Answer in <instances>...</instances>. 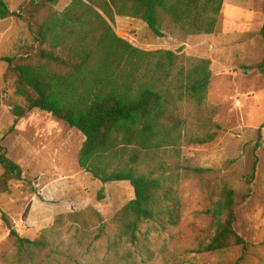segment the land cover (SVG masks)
<instances>
[{"label": "rangeland", "instance_id": "374dc122", "mask_svg": "<svg viewBox=\"0 0 264 264\" xmlns=\"http://www.w3.org/2000/svg\"><path fill=\"white\" fill-rule=\"evenodd\" d=\"M3 1L17 12L25 0ZM70 1L57 0L53 8L61 13ZM263 23L264 0H224L217 29L228 45L224 54L211 50L206 37H185L162 13L160 37L146 27L121 21L112 25L119 38L142 51L211 62L203 105H181V146L156 160L178 176V223L162 228L144 222L134 244L112 243V218L133 199L132 188L127 182L103 185L75 165L73 150L65 145L69 141L74 147L81 134L47 113L33 110L12 128L10 110L22 101L14 94V76L0 62V146L22 171V179L9 182L8 192L0 194V210L17 234L35 240L45 233L76 255L78 264H235L238 250L222 256L200 251L212 236L207 211L227 185L236 202L234 229L250 245L242 264H264V128L255 148L264 123V73L257 69L263 58L258 34ZM31 44L25 23L14 16L0 20V59ZM210 136L205 144H192ZM255 160V178L248 184ZM0 264H16L15 240L1 219Z\"/></svg>", "mask_w": 264, "mask_h": 264}, {"label": "trees", "instance_id": "16d2710c", "mask_svg": "<svg viewBox=\"0 0 264 264\" xmlns=\"http://www.w3.org/2000/svg\"><path fill=\"white\" fill-rule=\"evenodd\" d=\"M223 2L71 0L58 13L53 8L57 0H25L17 12L0 0V20L14 16L32 36V44L18 55L0 59L14 76V94L22 101L10 110L12 128L33 110L47 113L84 137L77 156L83 171L103 185L129 184L133 199L112 218L115 246L134 244L144 222L162 228L178 223V176L156 160L181 146V105L202 106L212 76L208 59L185 61L170 51L134 47L115 34V18L139 20L160 37L162 13L185 37L207 36L215 32ZM258 34L263 58L257 69L264 73V23ZM263 128L264 123L257 130L255 148L260 146ZM212 139H196L192 144ZM256 165L255 160L248 184L255 178ZM0 166V194H4L9 182L22 179V171L1 146ZM102 193L103 188L98 200ZM207 214L212 236L200 251L222 256L238 250L235 264H242L250 245L234 229L233 190L224 185ZM0 219L15 240L16 264L79 263L76 255L56 246L45 233L35 240L22 238L1 210Z\"/></svg>", "mask_w": 264, "mask_h": 264}, {"label": "crops", "instance_id": "0c3cea01", "mask_svg": "<svg viewBox=\"0 0 264 264\" xmlns=\"http://www.w3.org/2000/svg\"><path fill=\"white\" fill-rule=\"evenodd\" d=\"M115 21H121L125 24H127L128 26H141V27H146L145 24L139 20H136V19H131V18H125V17H116L115 18ZM220 22V16H219V21L217 23V26L215 28V32L212 34V35H207V36H196L195 38H201V37H206L208 38V40L210 39L211 41V50H216V52L220 53V54H224L226 51H227V44L225 41L221 40L222 39V35H218V24ZM191 38V37H190ZM224 38V37H223ZM73 131H77L75 129H72ZM76 137V136H75ZM80 141H79V137L77 136L76 140H77V143L75 144L74 147H72V145L69 144V141H67V144L65 145L66 147L68 148H71L73 150V156H75V160H74V164L78 166V163H77V156H78V152L81 148V145L84 141V137L81 135L80 137ZM79 167V166H78ZM45 200H47V198H44Z\"/></svg>", "mask_w": 264, "mask_h": 264}, {"label": "built area", "instance_id": "2783aa9c", "mask_svg": "<svg viewBox=\"0 0 264 264\" xmlns=\"http://www.w3.org/2000/svg\"><path fill=\"white\" fill-rule=\"evenodd\" d=\"M235 104H236V105H239V102H236Z\"/></svg>", "mask_w": 264, "mask_h": 264}]
</instances>
